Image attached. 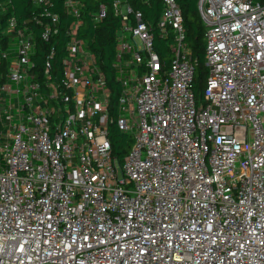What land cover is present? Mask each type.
Returning <instances> with one entry per match:
<instances>
[{"label": "built area", "instance_id": "1", "mask_svg": "<svg viewBox=\"0 0 264 264\" xmlns=\"http://www.w3.org/2000/svg\"><path fill=\"white\" fill-rule=\"evenodd\" d=\"M12 1L0 264H264V0H197L202 100L176 0H26L23 13ZM110 26L112 114L89 48ZM112 121L132 138L121 164Z\"/></svg>", "mask_w": 264, "mask_h": 264}, {"label": "trees", "instance_id": "2", "mask_svg": "<svg viewBox=\"0 0 264 264\" xmlns=\"http://www.w3.org/2000/svg\"><path fill=\"white\" fill-rule=\"evenodd\" d=\"M183 16V22L186 29V40L190 49L192 51V57L195 60V73H194V81H193V90L195 94H197L198 99L202 100L200 92L203 88V82L206 78V70L203 66V49H204V40L203 33L204 28L202 22L199 18L196 9L197 0H176ZM15 6L16 13H23L24 9L28 7L26 0H13L12 1ZM56 5L57 10H61V0H53ZM144 11L145 20H150L149 8L146 6H142ZM157 11V10H156ZM108 26L109 24L103 22V27ZM102 26V25H101ZM104 35L105 39L89 42V48L95 53L99 64L102 70L105 73V78L107 85L110 87L111 93V106L110 112L111 114L114 112V101L118 93V87L113 83V70L111 69V58L113 55V42L111 38L113 37L114 30L113 26L111 28H105V32H101V35ZM94 35L93 32H90V36ZM158 44L161 45L160 48ZM163 44V40L160 38H156L155 40V49L162 57H169L167 54V49ZM166 51V53H165ZM60 57V52L58 51V58ZM169 60V59H168ZM108 137L111 145V152L117 163L121 164L124 156L129 151L132 138L130 134H126L120 132L117 128L115 122H110L108 124Z\"/></svg>", "mask_w": 264, "mask_h": 264}]
</instances>
